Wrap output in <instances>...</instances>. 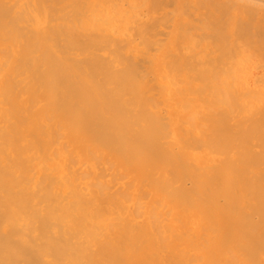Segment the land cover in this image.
I'll return each mask as SVG.
<instances>
[{
	"label": "bare ground",
	"instance_id": "bare-ground-1",
	"mask_svg": "<svg viewBox=\"0 0 264 264\" xmlns=\"http://www.w3.org/2000/svg\"><path fill=\"white\" fill-rule=\"evenodd\" d=\"M0 264H264V0H0Z\"/></svg>",
	"mask_w": 264,
	"mask_h": 264
}]
</instances>
